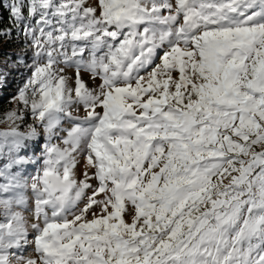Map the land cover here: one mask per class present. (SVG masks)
<instances>
[{
    "label": "snow or ice",
    "instance_id": "1",
    "mask_svg": "<svg viewBox=\"0 0 264 264\" xmlns=\"http://www.w3.org/2000/svg\"><path fill=\"white\" fill-rule=\"evenodd\" d=\"M0 8L32 49L0 121V264H264V0Z\"/></svg>",
    "mask_w": 264,
    "mask_h": 264
},
{
    "label": "trees",
    "instance_id": "2",
    "mask_svg": "<svg viewBox=\"0 0 264 264\" xmlns=\"http://www.w3.org/2000/svg\"><path fill=\"white\" fill-rule=\"evenodd\" d=\"M4 3H7V0H4ZM8 23L7 10L0 8V26H6ZM31 51L32 49L28 47L23 36L17 38L14 35L11 41L0 40V68H2L0 75L4 77L0 86V120H3L5 114L12 110L14 105L13 97L23 87L25 81L30 76V71L24 65L30 63ZM9 57H11V61L6 65L4 61ZM12 61H16V63L13 64ZM29 116V112L24 113V124L21 125L22 128L28 125L25 122L28 121ZM2 164L0 162V166Z\"/></svg>",
    "mask_w": 264,
    "mask_h": 264
},
{
    "label": "rangeland",
    "instance_id": "3",
    "mask_svg": "<svg viewBox=\"0 0 264 264\" xmlns=\"http://www.w3.org/2000/svg\"><path fill=\"white\" fill-rule=\"evenodd\" d=\"M95 4H96V0H88V5L89 6H95ZM57 27H58V25H57ZM68 52H69V55H70L71 54V49L70 48L68 49ZM30 54H31V61H30V63L28 65H31L32 64V51H31ZM60 66L61 67H64V75H67L68 77L74 79L75 71H76L74 67H66L64 65H60ZM27 68H28V71H30V75H31V69L29 67H27ZM1 73H2V68H0V74ZM81 75L83 76V78L86 81H88L89 83H91L90 74L85 73V72H82ZM173 76L178 78V73H173ZM0 86H1V83H0ZM13 108H17L18 109L19 108L18 104L17 103H14ZM80 114L81 115L83 114V109H80ZM27 120H26L27 122H25V123H28V125L33 123V120H32L31 115L28 117ZM0 121H3V120H0ZM23 124H24V122H20V130L21 131H27L28 130V125L25 126L24 128H22L21 125H23ZM8 127H9L8 123H6V122H0V131L7 130ZM40 131L42 132V129ZM44 142H45L44 141V138H43V136H41V138L39 139V143L41 145V149L43 147V143ZM53 142L54 143H59V141H57V140H54ZM61 146H63V145H61ZM6 154H7V148L4 149V155H0V162L3 163L5 161ZM29 155H32V153H29ZM36 156L42 158V151L36 153ZM82 165H83V159H81V165H79L78 166V169H77V178L78 179L82 178V176H81ZM26 170H27V172L30 175H34L35 174V170H36V166L35 165H29V166L26 167ZM26 195L28 197L27 207H32L34 205V197L32 196V193H31V189L30 188L27 190ZM17 210L22 211L24 213V215L29 219V222H31V213L30 212L24 211L23 208H18ZM0 219H2V217H0ZM126 219H130V218L126 217ZM29 231H30V238H31V230H29ZM26 254L27 255H35V253L31 250V247H29V249H28V251H27Z\"/></svg>",
    "mask_w": 264,
    "mask_h": 264
}]
</instances>
